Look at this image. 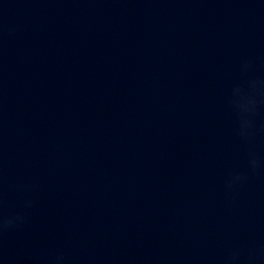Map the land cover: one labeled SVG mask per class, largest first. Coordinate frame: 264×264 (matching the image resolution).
Instances as JSON below:
<instances>
[{"label": "water", "instance_id": "obj_1", "mask_svg": "<svg viewBox=\"0 0 264 264\" xmlns=\"http://www.w3.org/2000/svg\"><path fill=\"white\" fill-rule=\"evenodd\" d=\"M0 264H264V0H0Z\"/></svg>", "mask_w": 264, "mask_h": 264}]
</instances>
